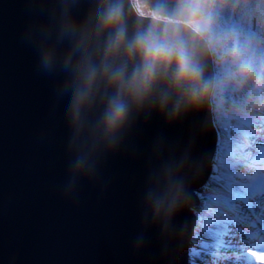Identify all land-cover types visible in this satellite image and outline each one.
<instances>
[{"label":"water","instance_id":"1","mask_svg":"<svg viewBox=\"0 0 264 264\" xmlns=\"http://www.w3.org/2000/svg\"><path fill=\"white\" fill-rule=\"evenodd\" d=\"M87 3L0 0V264H188L197 190L218 142L212 106L174 121L133 110L109 145L96 134L108 98L101 88L74 127L57 93L67 70L45 63L44 51L83 48ZM169 188L179 199L157 217L149 197Z\"/></svg>","mask_w":264,"mask_h":264},{"label":"clouds","instance_id":"2","mask_svg":"<svg viewBox=\"0 0 264 264\" xmlns=\"http://www.w3.org/2000/svg\"><path fill=\"white\" fill-rule=\"evenodd\" d=\"M126 3L133 5L131 12ZM244 7L253 9L264 32V0ZM226 11L232 8L225 0H88L81 9L90 29L83 48L75 54L63 47L44 51L45 63L54 58L67 70L57 93L66 101L73 126L80 128L81 114L92 108L101 88L108 98L96 134L109 145L133 110L155 109L174 121L189 109L215 106L226 88L247 89L254 100L264 101V58L218 28L216 21ZM72 23L69 13L62 30ZM49 90L46 82L41 95ZM179 196L178 188L150 196L153 214L171 215Z\"/></svg>","mask_w":264,"mask_h":264},{"label":"rangeland","instance_id":"3","mask_svg":"<svg viewBox=\"0 0 264 264\" xmlns=\"http://www.w3.org/2000/svg\"><path fill=\"white\" fill-rule=\"evenodd\" d=\"M225 2L232 11L218 18V28L264 58V32L249 16L253 9L244 7L256 0ZM212 116L218 142L210 176L197 190L201 205L194 211L188 264H249V251L264 244V101L247 89L226 88Z\"/></svg>","mask_w":264,"mask_h":264},{"label":"snow or ice","instance_id":"4","mask_svg":"<svg viewBox=\"0 0 264 264\" xmlns=\"http://www.w3.org/2000/svg\"><path fill=\"white\" fill-rule=\"evenodd\" d=\"M248 255L252 258L249 264H262L261 258L264 257V244L253 247Z\"/></svg>","mask_w":264,"mask_h":264},{"label":"bare ground","instance_id":"5","mask_svg":"<svg viewBox=\"0 0 264 264\" xmlns=\"http://www.w3.org/2000/svg\"><path fill=\"white\" fill-rule=\"evenodd\" d=\"M234 13H233V15L231 16V20H236L238 17H237V13L235 12V11H233ZM250 13V18L252 17L253 18V13H251V12H249ZM233 113H234V111H233ZM218 122H219V125L220 126H223L224 127V122L222 121V119H221V117L218 119Z\"/></svg>","mask_w":264,"mask_h":264}]
</instances>
